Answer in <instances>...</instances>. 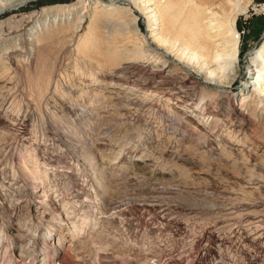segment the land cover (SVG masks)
Returning <instances> with one entry per match:
<instances>
[{
	"label": "rangeland",
	"instance_id": "rangeland-1",
	"mask_svg": "<svg viewBox=\"0 0 264 264\" xmlns=\"http://www.w3.org/2000/svg\"><path fill=\"white\" fill-rule=\"evenodd\" d=\"M77 1L80 0H32L4 11L0 21L4 23L6 35L16 36L33 25L28 18L30 14ZM81 1L79 9L83 7L81 12L86 13L93 4L89 2L86 7L87 0ZM240 2L245 4L247 0ZM144 18L140 16L139 24L145 31L148 23ZM238 30L242 36L243 72L229 88L236 100L248 79L246 55L264 41V0H254L246 13L240 15ZM83 32H87V25ZM42 48L38 63H11L4 76L0 66V264H61L60 259L66 261L64 264H264V236L260 237L264 235L263 227L254 225L260 230L256 234L248 232L241 223L236 228L218 229L203 209L205 204H223L229 199L264 200V191L245 188L257 179L264 180V158L256 159L255 150L239 152L235 149L232 150L234 156L242 157L245 152L256 164L244 166L200 158L202 171L195 169L185 176L181 165L176 164L180 169L176 166L149 181L145 180L147 161L139 157L143 152L140 150L134 156L126 154L111 166L116 170L123 163L129 166L127 177L130 179L113 178L109 175L108 162L102 163L100 159L102 153L113 158L117 150L115 142L129 135L126 129L119 130L121 126L116 122H110L118 108L112 102L120 106L123 103L111 98L106 110L100 108L102 119L96 117L99 121L92 128L65 132L61 128L64 126L61 118H56L60 115L56 113L59 104L52 106L54 101L49 100L48 89L54 86V80H72L79 94L86 87L83 83H88L85 80L91 76L86 68L85 71L75 68L76 55L66 44L48 50L45 46ZM12 93L18 97L15 107L9 110L2 101ZM26 111L35 115L29 118ZM188 118L194 126L202 124V116L191 114ZM132 121L135 120L130 123ZM65 124L74 127L70 121ZM109 126L118 131L109 137L107 132L98 134L100 129L104 131ZM58 132L81 135L82 141L84 138L86 141L79 143L76 149ZM249 133V148L264 145V119L253 122ZM150 135L158 154L165 149L173 152L186 149L184 142L173 141L171 129L164 133L151 131ZM104 138L108 140H102ZM10 142L14 146L12 153L4 149ZM91 146L99 160L92 169L85 156ZM190 148L187 147L192 153L193 147ZM168 154L170 151L166 157H170ZM207 166H211V171L206 170ZM95 174L100 178L99 185L93 183ZM113 199L124 201L116 209L104 213V206ZM50 232L53 239L49 237ZM36 238L39 242L35 248Z\"/></svg>",
	"mask_w": 264,
	"mask_h": 264
},
{
	"label": "bare ground",
	"instance_id": "bare-ground-1",
	"mask_svg": "<svg viewBox=\"0 0 264 264\" xmlns=\"http://www.w3.org/2000/svg\"><path fill=\"white\" fill-rule=\"evenodd\" d=\"M30 1L0 0V14ZM89 2L93 6L90 5L86 13L81 12L83 7L79 9L80 0L30 14L28 18L34 22L33 25L27 32L16 36L6 35L4 23L0 21V66L4 69V76L11 63H38L42 46L48 50L66 44L76 55L75 68L79 71L86 68L91 78L84 79L88 83H83L88 91L84 87L79 94L76 90L78 86L72 80L57 79L53 81L54 86L49 87V100L54 101L49 104H59L56 113L60 112V115H54L61 118L60 123L64 124L61 128L69 133L71 130L83 131V127L92 128L102 116L100 108L106 110L108 103L112 102L111 98H118L123 103L120 106L116 101L112 102L118 108L113 114L115 116L111 115L113 119L110 122H116L121 126L119 130L126 129L129 135L115 142L117 150L113 158L102 153L100 159L102 163L108 162L110 176H125L129 180V166L123 163L117 170L111 166L126 154L134 156L140 150L143 152L139 157L147 161L144 169L148 171V176L145 180L149 181L176 168V164L181 165L185 176L195 169L202 171L200 158L244 166L256 164L246 157L245 152L242 157L234 156L232 150L235 149L239 152L255 150L258 154L256 159L264 158L263 144L249 148L248 143L251 140V125L264 119V41L246 55L248 79L239 100L229 89L243 72L239 17L246 13L254 0H247L245 4H241L240 0H87L86 7ZM72 15L74 20L70 18ZM142 15L148 23L145 31L139 24ZM86 25L87 32L84 33ZM17 97L13 93L7 94L2 105L12 110ZM188 111L202 116V124L194 126L188 118L191 114H186ZM25 115L32 118L35 114L26 111ZM130 120L135 121L130 123ZM66 121L74 127L69 128ZM112 127L104 131L100 129L98 134L107 132L109 137L112 132L118 131ZM170 129L173 141L184 142L186 149L180 152L162 149L158 154L150 132L164 133ZM58 133L76 149L85 140L82 141L81 135ZM12 144L8 143L4 149L12 153ZM188 146L196 152L190 153ZM169 151L170 157H166ZM94 154L91 146L85 155L90 169L95 163L99 164ZM11 155L14 157V153ZM172 155L177 158L176 161H173ZM210 167L207 166L206 170L211 171ZM107 168L104 166L103 171ZM94 176V185H99L98 174ZM245 188L264 191V180L257 179ZM122 201H108L103 212L116 209L123 204ZM203 206L218 229L236 228L241 223L248 232L256 234L260 230L254 225L264 228V200L261 198L250 201L229 199L223 204ZM49 235L53 239L51 232ZM59 240L63 238L59 236ZM33 242L35 247L39 241L36 238ZM65 262L60 259L59 263Z\"/></svg>",
	"mask_w": 264,
	"mask_h": 264
}]
</instances>
